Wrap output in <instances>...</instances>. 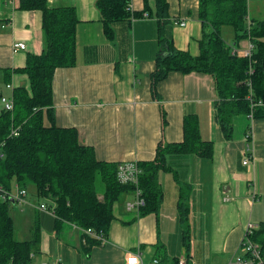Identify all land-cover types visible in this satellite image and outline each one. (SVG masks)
<instances>
[{
    "label": "crops",
    "instance_id": "obj_1",
    "mask_svg": "<svg viewBox=\"0 0 264 264\" xmlns=\"http://www.w3.org/2000/svg\"><path fill=\"white\" fill-rule=\"evenodd\" d=\"M95 2L47 0L50 7L73 6L78 18L75 65L57 68L53 75L55 124L75 127L79 142L91 146L97 159L118 164L152 160L160 141L180 142L183 119L193 114L203 140L213 142V156L189 155L180 161L181 156L168 155L176 176L173 171L159 173L163 191L159 211L139 216L136 210L125 207L133 194L125 195V202L114 204L106 242L92 245L88 242L91 236L82 228L39 210V204L53 207L54 203L38 197L33 184H27L26 203L13 202L11 216L14 235L19 228L17 240H31L38 228L30 263L60 259L62 264H124L127 253L138 252L144 264L154 258L161 264H175L177 257L186 254L181 252L183 232L189 231L190 225L198 231L204 248L239 251L247 223L264 222V118L234 115L232 134L226 139L215 119L213 77L203 73L171 72L157 83L159 97H154L149 77L158 51L155 0H132L133 19L113 23L112 39L104 34ZM167 3L166 31L174 46L197 55L202 38L198 0ZM19 4V0H0V97L11 95L15 87L28 86L27 75L15 69L25 65L27 54H40L44 47L41 11L22 10ZM135 12L141 15L135 16ZM180 21L185 25H179ZM15 42H24L26 48L13 51ZM248 43V39L241 40L237 49ZM2 110L0 101V113ZM249 130L254 138V171L242 163ZM180 186L189 207L187 226L181 222L177 207Z\"/></svg>",
    "mask_w": 264,
    "mask_h": 264
},
{
    "label": "trees",
    "instance_id": "obj_2",
    "mask_svg": "<svg viewBox=\"0 0 264 264\" xmlns=\"http://www.w3.org/2000/svg\"><path fill=\"white\" fill-rule=\"evenodd\" d=\"M22 10L41 11L44 47L40 54H27L25 65L16 72L28 77V86L12 90V111L0 113V184L9 191L12 182L21 187L33 184L38 197L53 201L55 217L82 229L101 232L104 237L114 218L113 208L119 197L139 188L144 205L139 216L159 211L163 191L159 182L161 171H176L167 156L189 155L212 158L213 142L203 140L196 115H186L182 123L180 142H159L152 160L138 162L141 173L138 185L120 184L116 178L117 163L97 159L91 146L79 142L75 127L55 124L52 104V80L57 68L72 67L76 62L77 13L73 6H48L47 0H19ZM128 0H96L103 31L108 39L114 35L112 24L129 20ZM140 16L141 12H135ZM158 51L154 69L150 73V89L157 97L156 85L171 72L208 74L213 77L217 100L215 119L226 139L232 134L234 115H248L251 111L247 94L256 100L264 99V18L251 13L247 0H198L197 16L202 23L199 52L191 55L177 49L166 31L169 25L167 0H155ZM224 26H231L234 42L248 39L252 43L250 57L231 53L222 37ZM251 70V72H250ZM6 79L9 78L6 73ZM159 97V96H158ZM264 118V107H257L253 119ZM18 127L17 135H10ZM97 178L103 184L101 198L96 189ZM133 185V186H132ZM10 198L0 194V264L29 263L38 243V228L31 240H17L11 216ZM180 220L187 226L188 206L183 186L177 204ZM188 232H183V244ZM89 244L99 241L90 237ZM264 251V222L250 237ZM160 245L157 249H160ZM162 262V261H161Z\"/></svg>",
    "mask_w": 264,
    "mask_h": 264
},
{
    "label": "built area",
    "instance_id": "obj_3",
    "mask_svg": "<svg viewBox=\"0 0 264 264\" xmlns=\"http://www.w3.org/2000/svg\"><path fill=\"white\" fill-rule=\"evenodd\" d=\"M248 2L251 0H247ZM132 0H128L127 3V10L131 13L132 12ZM146 16V15H144ZM131 18L133 19V16L131 15ZM179 25L184 26L185 22L180 21L177 22ZM26 44L24 42H15L12 45L13 51L17 49H25ZM252 52V43L249 41L248 45L244 49H237V47H233L231 49L232 54H240L241 56L250 57ZM251 72V70H250ZM247 99L250 103V113L247 115L251 120L253 119V112L257 107H264V99H254L252 97L251 91L247 94ZM0 101L2 104V108L5 111H12L14 108V102L11 95L9 96H1ZM18 134V127L12 128L10 131V135H17ZM246 139L247 142L245 143V152L246 157L243 159L242 163L244 165H249L250 168H252V171H254L255 166V156L253 153V133L251 130L247 131L246 133ZM0 156H2V153H0ZM141 173V170L138 166V162L136 161H123L117 164V170H116V178L117 181L120 184H133L135 186L138 185V177ZM250 184L254 185V173L253 176L250 179ZM254 191V190H253ZM0 194L1 198H10L13 200V202H16L17 204H24L26 203V195L27 190L24 187H21L20 185H15L12 189L9 191H5L2 188V185L0 184ZM133 199L127 200L125 202V207L128 210H136L139 213V209L144 205V199L141 195V191L139 188H136L133 191ZM38 209L42 210L50 215H54L53 207L47 206L44 203L38 205ZM258 227V225L254 223H247L245 230L243 232L242 239L239 243V251L236 253L233 258L230 259V261L227 264H264V251L261 249V246L251 240V236L253 234V231ZM83 231L86 234H89L91 237H94L101 243L106 242V238L103 236L101 232H95L94 230L87 228L83 229ZM32 253L30 255V258L32 257ZM7 264H13L11 262ZM21 264H31L29 263H21ZM39 264H62L60 259H57L55 261H42ZM124 264H144L142 262L140 253L138 252H129L127 253V257ZM148 264H161L160 261L157 258H154L151 260ZM175 264H194L190 257L186 255H181L176 258Z\"/></svg>",
    "mask_w": 264,
    "mask_h": 264
},
{
    "label": "rangeland",
    "instance_id": "obj_4",
    "mask_svg": "<svg viewBox=\"0 0 264 264\" xmlns=\"http://www.w3.org/2000/svg\"><path fill=\"white\" fill-rule=\"evenodd\" d=\"M257 2H258V4H256ZM249 9H250L251 13H253V9L256 12L263 13V15H259L258 18H262V19L264 18V0H255L253 2L250 1L249 2ZM261 16H263V17H261ZM224 27H225V28H223L224 33H222V35H223L222 37L225 39V41L229 45H231L232 47H235V46L237 47V44L234 42V34H233L232 27L231 26H224ZM225 31H227L228 34L225 33ZM16 185H18V184H16ZM13 187H15V185L14 186L12 185L11 189ZM102 188H103V184L100 181V179L97 178L96 189H97V193L99 195L102 192ZM251 188H252L251 191H253V185H251ZM125 195L132 197V194H130V193L122 194L119 197L118 201H116L115 204H117L119 201H122V199ZM185 200H187L186 196H185ZM122 202H125V201H122ZM188 212H189V207H188ZM189 224H191V223H189ZM190 228L191 229L189 231L186 230L190 234V236L187 238L188 245L183 244L181 252L184 251V253H186V254H182V255L191 256L190 258L194 264H227L230 261V259L233 258V256L236 253L240 252L237 249L234 252L225 253V252L220 251V250L213 251L212 247L209 248L208 246L206 248H204L198 231H196V230L194 231L192 225H190ZM15 236L17 239L20 238L18 226H17V232L15 233ZM189 239H191V240H189Z\"/></svg>",
    "mask_w": 264,
    "mask_h": 264
},
{
    "label": "bare ground",
    "instance_id": "obj_5",
    "mask_svg": "<svg viewBox=\"0 0 264 264\" xmlns=\"http://www.w3.org/2000/svg\"><path fill=\"white\" fill-rule=\"evenodd\" d=\"M4 110V109H3ZM244 118V117H243ZM246 124V123H245ZM247 130V129H246ZM257 150V149H256ZM239 158V157H238ZM245 178V177H244ZM128 185V184H127ZM133 186V185H132ZM252 190V189H251ZM251 193V192H250ZM257 225V224H256ZM97 240V239H96ZM100 242V241H99Z\"/></svg>",
    "mask_w": 264,
    "mask_h": 264
},
{
    "label": "water",
    "instance_id": "obj_6",
    "mask_svg": "<svg viewBox=\"0 0 264 264\" xmlns=\"http://www.w3.org/2000/svg\"><path fill=\"white\" fill-rule=\"evenodd\" d=\"M11 202L13 203V200L11 199Z\"/></svg>",
    "mask_w": 264,
    "mask_h": 264
}]
</instances>
